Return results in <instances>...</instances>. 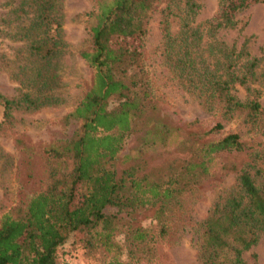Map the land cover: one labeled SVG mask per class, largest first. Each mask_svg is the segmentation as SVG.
Masks as SVG:
<instances>
[{
  "label": "trees",
  "instance_id": "1",
  "mask_svg": "<svg viewBox=\"0 0 264 264\" xmlns=\"http://www.w3.org/2000/svg\"><path fill=\"white\" fill-rule=\"evenodd\" d=\"M174 1L167 0L160 12L167 64L207 110L237 118L247 137L222 132L219 121L201 139L166 133L159 123L153 133L159 142L184 152L179 162L158 173L138 162L119 169L116 156L135 118L147 105L155 109L142 48L158 0H95L87 27L90 47L80 51L92 69L91 82L66 116L75 128L69 137L43 146L42 183L1 214L0 264H57L58 249L68 240L109 254L106 264H139L153 255L154 243L172 225L180 223L183 230L189 222L197 226L195 264H246L243 252L264 231V110L259 101L264 74L256 71L259 57L245 51V41L235 50L215 34L236 25L235 12L264 0H218L215 13L199 22L197 0ZM10 3L0 16V37L19 45L0 52V70L16 83L13 97L0 94L3 119L17 109L63 103L59 77L67 45L61 0ZM170 16L176 19L174 32ZM114 39L133 43L116 46ZM236 84L244 88V100L233 94ZM217 171L232 173L234 187L213 201L200 223L192 222L188 199ZM148 209H153L154 226L131 222Z\"/></svg>",
  "mask_w": 264,
  "mask_h": 264
},
{
  "label": "rangeland",
  "instance_id": "2",
  "mask_svg": "<svg viewBox=\"0 0 264 264\" xmlns=\"http://www.w3.org/2000/svg\"><path fill=\"white\" fill-rule=\"evenodd\" d=\"M61 1L63 39L67 44L61 58L62 69L59 77V91L63 96V103L33 111L17 109L11 112L8 119H3L0 106V216L4 212H11L27 193L40 186L44 178L39 157L41 150L53 140L67 138L72 134L75 122L66 116L91 82L92 69L81 58L80 51L90 47L87 27L91 22L89 13L94 8L95 0ZM197 2L199 9L195 22L206 20L215 13L218 0ZM7 4H11L10 0H0V16L9 8ZM165 4L167 0H158L149 13L147 34L142 48L144 68L154 95L155 109L151 104L147 105L144 112L135 118L133 129L125 136L116 156V166L119 169L128 163L138 162L146 171L158 173L156 170L169 163L179 162L184 152L159 142L157 135L153 133V128L159 123L167 128L166 133H189L193 139H201L202 132L216 121L223 124L222 132H244V126L237 118L226 119L217 112L207 110L201 98L195 92L187 90L176 73L170 69L162 50L160 12ZM172 4H181V0H175ZM234 18L236 25L216 31V38L235 50L245 41V51L250 56L259 57L256 71L264 74V48L253 36H246L241 32L246 20L245 9L235 12ZM168 22L170 31L174 32L177 29L176 19L170 16ZM132 43L131 39L113 40L116 46ZM18 45L16 41L0 37V52L4 48L15 50ZM0 94L8 98L16 94V83L5 70H0ZM233 94L239 100H244L246 96L244 88L237 84ZM259 101L264 110V88L261 89ZM150 129H153L152 133L147 132ZM243 135L247 137V134ZM124 160L126 161L123 162ZM232 187V173L220 174L217 171L207 176L188 199L192 222L200 223L213 201L224 196ZM152 213L153 209L138 212L131 222L134 225L154 226ZM185 224L186 228L183 230L180 223L172 225L165 238H158L154 243L153 255L150 258H141L138 263L147 264L150 261L151 264H195L197 226H189L190 222ZM117 239L122 242V236ZM242 257L246 264H264V231L257 243L243 252ZM108 258L109 254L87 251L70 240L59 247L57 252V264H106Z\"/></svg>",
  "mask_w": 264,
  "mask_h": 264
},
{
  "label": "crops",
  "instance_id": "3",
  "mask_svg": "<svg viewBox=\"0 0 264 264\" xmlns=\"http://www.w3.org/2000/svg\"><path fill=\"white\" fill-rule=\"evenodd\" d=\"M246 20L241 30L243 35L253 36L264 48V3H251L245 8Z\"/></svg>",
  "mask_w": 264,
  "mask_h": 264
}]
</instances>
